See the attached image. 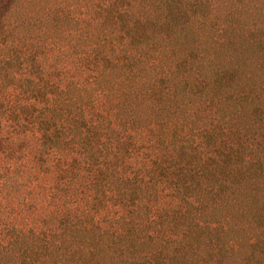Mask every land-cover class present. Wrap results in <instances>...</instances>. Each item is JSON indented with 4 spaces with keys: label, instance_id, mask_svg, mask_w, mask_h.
Here are the masks:
<instances>
[{
    "label": "trees",
    "instance_id": "trees-1",
    "mask_svg": "<svg viewBox=\"0 0 264 264\" xmlns=\"http://www.w3.org/2000/svg\"><path fill=\"white\" fill-rule=\"evenodd\" d=\"M0 264H264V0H0Z\"/></svg>",
    "mask_w": 264,
    "mask_h": 264
}]
</instances>
